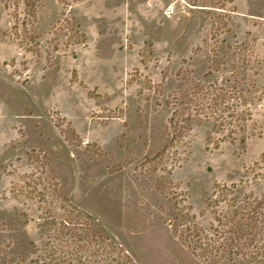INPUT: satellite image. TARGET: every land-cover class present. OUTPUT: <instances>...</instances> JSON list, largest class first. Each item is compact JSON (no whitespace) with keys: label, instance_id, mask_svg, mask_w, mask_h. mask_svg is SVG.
I'll return each mask as SVG.
<instances>
[{"label":"rangeland","instance_id":"rangeland-1","mask_svg":"<svg viewBox=\"0 0 264 264\" xmlns=\"http://www.w3.org/2000/svg\"><path fill=\"white\" fill-rule=\"evenodd\" d=\"M250 75L264 85V0H0V264L28 263L53 183L137 264H202L178 231L210 225L217 184L264 194V101L235 140L204 122L161 153L166 102Z\"/></svg>","mask_w":264,"mask_h":264},{"label":"trees","instance_id":"trees-1","mask_svg":"<svg viewBox=\"0 0 264 264\" xmlns=\"http://www.w3.org/2000/svg\"><path fill=\"white\" fill-rule=\"evenodd\" d=\"M263 101L264 85L252 75L222 79L221 84L193 81L166 102L172 107L166 125L170 139L161 153L188 138L194 124L204 122L222 134V141L235 140L252 120V107ZM256 167L264 178V151ZM235 189V184L216 185L207 201L214 214L207 228L191 215L178 231L180 242L202 264H264V194L236 199ZM38 198L41 239L26 246L27 264H137L90 213L68 200L58 183L45 187Z\"/></svg>","mask_w":264,"mask_h":264},{"label":"built area","instance_id":"built-area-1","mask_svg":"<svg viewBox=\"0 0 264 264\" xmlns=\"http://www.w3.org/2000/svg\"><path fill=\"white\" fill-rule=\"evenodd\" d=\"M175 13H176V9H175L174 5H169L164 11L165 17L167 19L173 18Z\"/></svg>","mask_w":264,"mask_h":264}]
</instances>
